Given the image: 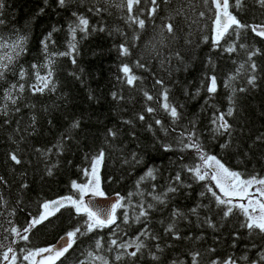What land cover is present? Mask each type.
I'll return each mask as SVG.
<instances>
[{"label":"trees","instance_id":"obj_1","mask_svg":"<svg viewBox=\"0 0 264 264\" xmlns=\"http://www.w3.org/2000/svg\"><path fill=\"white\" fill-rule=\"evenodd\" d=\"M3 2L7 24L0 26V37L10 42L14 39L15 29L20 34H27L29 42L27 54L19 60V66L27 69L28 73L25 80L19 81L26 85L25 91L19 94L17 105L8 104V116L0 114V177L3 178V181H0V197L6 201V206L0 204V244L4 245L0 248V253L6 251L10 244L17 249L21 257L23 253L20 249L53 246L62 235L83 221L84 217L77 216L71 208H62L55 215L36 225L29 235L28 242L16 238L17 242L13 244V236L5 231L13 225L23 228L31 217H37L42 213L44 202L76 195L72 188L73 181L86 182L87 177L84 176L82 169L90 168V158L103 147L106 156L100 169V177L101 186L106 194L119 193L123 196L134 192L136 181L149 167L157 168L159 172L155 181H146L141 185L146 190H150L151 184H156L158 185L156 191H163L178 171L181 172L185 184L192 185L190 188L181 187L175 194H169L167 206L158 205V210L152 213L149 227L159 235L161 246L170 245L165 248L163 264H171L174 259L191 264L189 253L194 251L201 252V264H210L213 260L223 261L230 256L237 258V264H254L259 254L264 251V236L249 235L248 230L241 227L244 217L238 213L221 220L210 194L201 197L200 193L205 191L204 185L207 181L196 182L190 173L181 171L182 165L199 162L194 150L165 152L161 144H174L181 129L185 126L190 128L189 122L195 121L196 130L206 150L222 157L227 166L233 169L264 175V142L256 140L257 136L264 134V38L256 36L249 28L241 31L238 41V45L241 43L247 45L249 51L258 48L262 53L253 57L257 64L258 79L257 86L252 88L246 83L250 74V69L245 63L246 50L238 46L237 52L229 54L212 46V18L215 13L208 10L213 7L211 4L206 7L201 0H194L196 12L205 11L206 17L200 21L199 30L193 29L191 36L193 44L186 45L184 40L180 39L174 45V48L181 51L184 63L173 59L170 65L166 63L161 67L158 59H151L148 70L134 67V62L142 51L145 58L149 56L144 46L153 36L151 20L159 25L160 17L164 14L161 12L149 19L147 17L149 0H141L139 5V9L144 10L141 18L146 20L145 29L142 31L136 25L130 27L126 24L122 19L126 12L117 9L114 4H106L105 0H69L64 7L59 6L57 0H3ZM95 6L108 7V12L99 15L94 11L89 12V8ZM166 7L162 5V8ZM230 11L243 24H264V8L257 4L256 0H244L241 9L230 8ZM73 13L89 19L90 34L84 37L83 33L77 32L79 43L75 64L72 63L71 56L53 57L55 91L34 94L28 87L35 82L31 65H43L47 60L40 41L51 32L55 43L49 45L48 51H67L71 40L69 25L76 20ZM93 26L97 29L103 26L105 31H91ZM54 28L58 31H53ZM117 28L127 35L129 43L134 30L139 32L140 39L132 47L131 56H121L119 45L124 42V37L116 31ZM187 31L186 28L185 32ZM204 36L208 37L207 42L204 41ZM167 53L168 50L165 49L164 54ZM0 55H3L2 50ZM209 58L212 59L214 67L213 64H209ZM123 63H129L133 67V72L143 77L142 83L138 81L136 87L126 84L124 74L120 70ZM242 63L245 64V70H242L241 75L233 83L237 89L246 87L248 91L236 94L237 112L228 118L234 128L232 143L229 148L222 149L221 145L228 139L227 134L214 138L211 120L217 114V110L227 111L230 89L225 88L224 83ZM40 71L41 75H44L46 69L41 68ZM206 74H215L218 84V91L208 104H205L208 94L204 91L208 83L204 79ZM157 78L163 79L171 89L169 99L173 103L183 105L182 118L176 125L172 124L167 113L160 109L156 102L161 91L160 85L155 84ZM17 81L18 78L11 74L7 80L0 81V108L6 103L3 99L4 89ZM198 87L201 88L200 95L191 98ZM185 90L188 95H185ZM144 91L153 95L154 100H146ZM113 93H117V99L113 98ZM147 106L156 107L157 111L147 113L145 112ZM15 107H19L20 111L15 112ZM140 114L145 116L144 120L138 119ZM155 119H161L169 128L167 135L155 124ZM5 120H9L10 123H4ZM75 120L80 121V127L72 129L70 125ZM126 121L131 123H125ZM173 127L176 128L175 132L171 131ZM109 129L118 132L115 139L108 136ZM69 135L71 138H65L62 146L58 148L61 137ZM108 144L112 147H108ZM133 152L137 154L138 159L142 158V163L125 164L124 159H130ZM12 153L21 160L20 164L11 160ZM138 199L139 197L134 196L133 202ZM210 203L212 210L200 208L199 218L189 212L197 205ZM174 209H180L188 214L187 219H180L177 223L180 240L165 232ZM122 211L123 209L119 210L118 215ZM128 211L130 215L133 213V209ZM206 216H211L213 223L217 224L215 229L203 223ZM9 221L12 224H9ZM122 227L127 230L128 237H132L142 225ZM110 231L104 229L80 237L70 250L69 255L72 259L67 260V264H74L77 257L86 259L82 253L89 249L98 235L104 236L107 240ZM237 234L239 238H236ZM148 244L151 248L154 242L148 241ZM243 256H247L248 260L239 259ZM64 261L65 258H61L56 264H64ZM3 262L0 260V264ZM20 264L27 262L21 261ZM120 264L129 262L125 260ZM136 264L154 262L145 253L138 257Z\"/></svg>","mask_w":264,"mask_h":264},{"label":"snow or ice","instance_id":"obj_2","mask_svg":"<svg viewBox=\"0 0 264 264\" xmlns=\"http://www.w3.org/2000/svg\"><path fill=\"white\" fill-rule=\"evenodd\" d=\"M69 0H57L59 6L64 7ZM201 2L207 7L211 4L213 7L209 8V11H214L212 18V46L221 51L229 54L237 52L238 46L241 49L246 50L247 61L245 63L250 69V74L247 77V85L255 88L257 76V64L253 57L262 54L260 49L248 50V46L245 44H239L240 35L242 30L251 29V31L258 37L264 38V24L247 25L241 23L237 16L230 11V8L236 10L241 9L244 6V0H201ZM106 4H114V6L126 12V15L122 17L125 23L130 27L136 25L139 30H144L146 26L145 18H141L144 15V10L139 9L141 0H105ZM256 3L264 8V0H256ZM150 7L147 9V17L150 19L156 17L158 13L164 14L160 17V24L156 25L154 20H151L153 25V36L144 46L145 51L149 52V56L145 58L144 52L140 53L139 58L134 62V67L148 70V65L151 59H158L161 67L165 64H171L175 59L180 63H184V57L181 55V51L174 48V45L179 42L180 39L184 40L186 45L191 46L193 41L191 36L193 35V29L199 30L201 27L200 21L206 17L205 11L196 12V5L194 0H149ZM167 6L166 8H162ZM187 5V6H186ZM5 5L3 0H0V26H5L7 20L4 18ZM136 9V13H134ZM94 11L97 15L108 12V7L95 6L89 8V12ZM43 12V9H41ZM76 17L75 23L69 25V32L71 40L68 43V50L64 52H49V45L54 44L52 40V33L50 32L43 40L40 41L47 57L46 63L43 65H31V68L35 74V82L28 85L30 90L35 93L43 94L45 91H55L54 81V64L53 57L56 56H71L72 63H76V54H78L77 45V32L84 34V37L90 34L89 32V19L84 15H78L73 13ZM188 29L185 32V29ZM58 31V29H53ZM91 31H105L103 26L98 29L93 26ZM116 31L124 37V42L119 45L120 54L123 57L132 55V47L135 46V42L140 39L139 32L134 30V34L131 37V43L127 35L119 28ZM14 39L4 40L0 37V50L3 51V55H0V81L7 80L11 74L13 77L18 78L17 83L10 84L3 91V99L6 103L0 108V114L4 116L9 115L8 104L15 106L20 99L19 94L25 91V84L19 83L27 78V69L19 66V60L28 52L29 37L27 34H20L18 30L13 29ZM111 34V33H110ZM207 42L208 37H203ZM167 49V55L164 54V50ZM209 64H213L211 58H209ZM214 67V64H213ZM46 69L44 75H41L40 69ZM121 72L124 74V80L127 85L136 87L137 82L142 83L143 77L137 76L133 72V67L129 63H123L121 65ZM242 70H245V64H240L236 69V72L229 75L224 83V87L230 89L229 95V107L227 111L220 112L217 110V114L211 120L213 125L212 131L215 136H223L227 134L228 139L221 145L222 149H227L231 146L232 133L234 131L233 125L229 123V119L233 117L237 112V92H246L248 88L234 86V81L241 75ZM204 79L207 80V86L204 91L208 94V99L205 100V104L213 99L218 91L217 76L215 74H206ZM156 85H160L161 91L159 92V98L156 102L159 104V108L162 109L172 121L173 125L182 118V104L173 103L169 99L171 89L165 84L163 79L157 78L155 80ZM201 87H203V82ZM201 88L198 87L191 98H195L200 95ZM113 98L117 99V93H113ZM143 95L146 100L153 101L154 96L149 94L148 91H144ZM185 95H188L185 90ZM123 99V97H119ZM214 107V105H213ZM15 112H19L20 108L15 107ZM157 111L156 107L147 106L145 112L154 113ZM139 120H144L143 114L138 115ZM4 123H10L9 120H5ZM125 123H131L126 121ZM191 127H183L175 138V143H162L161 148L165 152L169 151H186L194 150L198 159V163L192 165H182L181 171H186L191 174V177L196 182H205V191L200 193L201 197L209 195L213 198L215 209L218 210V214L221 220H226L234 214H239L244 217V221L241 227L246 228L249 235L256 234L264 236V175L258 172H245L233 169L223 161L222 157H218L206 150L205 145L200 139V135L196 130V122H189ZM35 124V117H33V126ZM155 124L159 125L161 130L168 134L169 128H167L161 119H155ZM72 129L80 127V121L75 120L70 125ZM151 129V125H149ZM19 129H17L18 131ZM172 132L176 131V128H171ZM118 132L109 129L108 136L115 139ZM65 138L70 139L71 136L61 137V144L57 147H61ZM257 141L264 142V134L256 137ZM108 147H112L108 144ZM106 152L102 147L94 154L90 159V168L82 169L85 177H88L84 183H77L73 181L72 188L75 190L76 195H69L61 197L54 201L44 202L42 205L43 212L37 217H31L30 221L23 227L19 228L15 225L11 226L5 231H8L13 236V244L18 240L24 242L29 241V235L32 229L47 220L50 216L55 215L62 208H71L77 216L84 217L83 221L78 224L71 231L66 233V238L62 237L63 243L53 245L45 248L36 249H20L23 253L22 257L18 254L17 249L10 244L6 251L0 253V260L8 262V264H20L21 261L27 262V264H56L61 258H65L64 264H67V260L72 259L69 255L70 250L77 244V240L80 237L87 236L90 233H98L104 229H110L109 238L105 240L104 236H97L94 243L89 246V249L85 250L82 255L86 256V259L76 258L74 264H120L121 261L127 260L129 264H136L138 257L147 253L154 264H163L164 251L166 247L170 245L161 246L159 243L160 237L155 234L149 225L151 224L152 213L157 211L158 205L167 206L169 202V194L177 193L181 187L190 188L191 184H185L181 177V172L178 171L174 177L168 183V186L161 192H157L158 185L151 184L150 190L142 188L146 181H155L159 170L154 167H149L143 175H141L136 181L134 192H129L126 195H120L117 193L115 201L111 202L107 207H102L94 200L95 197H106V193L101 186L100 169L105 161ZM11 160L16 164H20L21 160L15 153L10 156ZM125 164H140L142 158L138 159L135 152L131 153V157L125 158L123 161ZM49 175L51 170L49 169ZM0 181L3 178L0 177ZM27 187V185H24ZM91 195L93 199L85 200L86 196ZM139 197L134 203L133 197ZM148 197L151 199L149 200ZM0 204L6 206V201L0 197ZM208 208L212 210L210 204H200L197 207L189 210L190 214L199 218V209ZM123 209L122 212L118 211ZM129 209H133V213L129 214ZM15 210H13L14 213ZM216 214V213H214ZM172 219L165 228V232L171 234V236L180 240L181 236L177 227V223L180 219H187L188 214L182 212L180 209H174L172 211ZM209 227L215 229L217 224L213 223L211 216H206L203 220ZM9 224H12L9 221ZM132 224L142 225L141 228L132 236L128 237L127 230L122 225L131 226ZM125 237H128L125 239ZM239 238L238 234L237 237ZM199 239V238H198ZM148 241H153L154 244L150 248ZM4 245L0 244V248ZM255 247V245H253ZM131 249V251H129ZM215 251V249H210ZM106 253L111 254L106 255ZM191 256V264H201V252L194 251L189 253ZM239 259L248 260L247 256H243ZM171 264H184L183 261L172 260ZM210 264H237V258L228 257L226 260L219 261L213 260ZM254 264H264V251L259 254L258 259Z\"/></svg>","mask_w":264,"mask_h":264},{"label":"water","instance_id":"obj_3","mask_svg":"<svg viewBox=\"0 0 264 264\" xmlns=\"http://www.w3.org/2000/svg\"><path fill=\"white\" fill-rule=\"evenodd\" d=\"M117 198V194H106V197H95L94 200L97 204H99L102 207H107L111 202L115 201V199ZM88 199H93V197L88 196ZM62 237L66 238V234L62 235L56 242L54 245H59L61 243H63L64 241L61 239Z\"/></svg>","mask_w":264,"mask_h":264},{"label":"rangeland","instance_id":"obj_4","mask_svg":"<svg viewBox=\"0 0 264 264\" xmlns=\"http://www.w3.org/2000/svg\"><path fill=\"white\" fill-rule=\"evenodd\" d=\"M87 179H88V177H87ZM86 181H87V180H86ZM89 196H90V194H89ZM87 197H88V196L85 197V200H87ZM42 212H43V211H42ZM2 264H8V262H5V261H4Z\"/></svg>","mask_w":264,"mask_h":264}]
</instances>
